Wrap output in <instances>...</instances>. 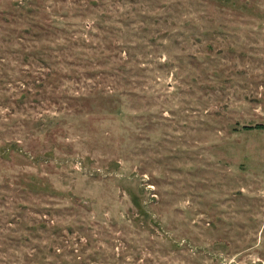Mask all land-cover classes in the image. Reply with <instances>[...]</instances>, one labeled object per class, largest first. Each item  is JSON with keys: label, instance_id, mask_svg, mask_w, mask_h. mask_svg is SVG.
Here are the masks:
<instances>
[{"label": "rangeland", "instance_id": "obj_1", "mask_svg": "<svg viewBox=\"0 0 264 264\" xmlns=\"http://www.w3.org/2000/svg\"><path fill=\"white\" fill-rule=\"evenodd\" d=\"M260 124L264 0H0V264H264Z\"/></svg>", "mask_w": 264, "mask_h": 264}, {"label": "trees", "instance_id": "obj_2", "mask_svg": "<svg viewBox=\"0 0 264 264\" xmlns=\"http://www.w3.org/2000/svg\"><path fill=\"white\" fill-rule=\"evenodd\" d=\"M257 127H264V126H262L261 124L260 125H258ZM73 251H71V253H72ZM73 255H76V254H73Z\"/></svg>", "mask_w": 264, "mask_h": 264}]
</instances>
